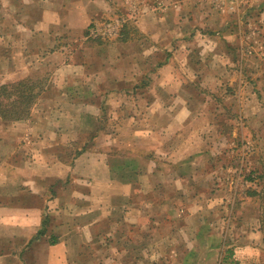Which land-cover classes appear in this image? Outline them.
<instances>
[{"label":"crops","instance_id":"obj_1","mask_svg":"<svg viewBox=\"0 0 264 264\" xmlns=\"http://www.w3.org/2000/svg\"><path fill=\"white\" fill-rule=\"evenodd\" d=\"M49 1L51 7L43 8L38 0H7L10 9L3 8L0 2V9L6 11L0 14V86L23 78L14 60L4 65L8 57H15L20 51L32 58L61 60L59 64L44 67L42 75L46 76L39 86L42 93L27 119L12 123L0 120V264H145V258L131 254L133 250L148 248L142 238L148 236L147 231L153 225L148 223L146 227L142 223L165 214L180 220L183 214L190 215L188 201H193L196 195L186 193L190 181L195 184L197 157L207 163L212 157L227 152L226 136L220 133L213 136L209 130L200 132L201 141L190 143L195 133L196 123H193L207 120V113L196 112L197 101L188 87L184 90V85L192 80L180 75L181 70H177L172 56L184 53L183 56L191 57L190 51L178 42L197 39L201 44L197 49L208 60L212 56L211 39H218V34L194 26L189 32L186 25L190 17L173 15L178 11L179 2L138 0L141 4L135 16L126 12L117 23L120 27L125 21L132 22L137 30L133 39L114 40L118 29L108 36L99 34L108 40L97 42L91 39L96 36L92 30L105 16H119L116 11L122 7L125 11L122 0H116L117 3ZM240 2L237 10L241 8L238 13L243 16L254 17L262 7L259 2ZM149 11L154 12L151 18L147 15L152 14ZM208 20L203 18L204 22ZM166 23L174 25L175 32L169 33L170 27L164 30L162 26ZM22 29L27 33H19ZM166 39L170 42L169 48L163 44ZM21 40L23 46L16 44ZM130 44L137 45L142 59L156 56V63L150 68L135 66L129 61L126 66L117 64L123 56H130L128 48L121 45ZM237 53L238 49L230 54L224 52L222 58L233 60ZM113 56L114 62L104 64ZM201 61H197L196 70H191L192 77L197 75L196 79L202 80L210 76L209 81L217 83L209 82L208 87L219 88L222 77L202 69ZM30 69L27 66V79L38 72ZM222 83L225 89L232 87L231 83ZM244 83L240 80L234 89ZM252 83L255 88V82ZM237 98L239 101L234 97V102L241 103L243 97ZM250 99L253 101L254 96ZM250 99L246 98L243 103L249 104ZM67 106L72 107L77 121L70 128L67 123L73 117L67 116ZM138 107L140 112H136ZM239 111L243 114L244 110L241 107ZM106 121L113 123L108 130L104 128ZM14 126L29 129L30 144L19 140L22 134ZM67 135L76 136L82 143L71 159L61 155L67 158ZM217 141L223 147L214 154ZM8 148L11 152L4 156ZM164 153L177 160L170 164ZM40 159L43 160L40 162ZM217 167L206 173H214ZM169 189L173 193H168ZM148 200L155 205L171 202L172 209L164 214L154 211L155 215L148 218L147 210L142 209ZM177 227L173 228L171 237L181 238L180 234H186L180 244L187 249L186 256L181 258L182 264H204L206 258L211 261L212 255L217 256L215 250L228 249V242H215L199 254L192 230L181 229L182 222ZM262 230L258 224L252 232L264 240ZM202 232H197L196 237ZM233 253L234 250L226 261L237 264ZM249 253L239 259L246 264H264L260 258L252 257L253 251Z\"/></svg>","mask_w":264,"mask_h":264},{"label":"rangeland","instance_id":"obj_2","mask_svg":"<svg viewBox=\"0 0 264 264\" xmlns=\"http://www.w3.org/2000/svg\"><path fill=\"white\" fill-rule=\"evenodd\" d=\"M38 1L43 5V8L45 6L51 7L49 0ZM111 1L116 2V0H110V2ZM137 1L138 0H122V2L126 5L125 9L127 11H124V7H122V9L120 8L116 11L120 13L118 14L119 16H116L115 18L113 17L114 15L110 16L111 18L105 16L104 19L101 20L102 22L96 25L94 31L98 32L100 35L105 34L107 36L109 34L116 33L119 29L117 23L119 24V20L127 15L126 12H130L131 15L135 16V10L141 4ZM163 1L169 2L170 0ZM174 1L179 2V12L176 10L177 12L175 11L173 15L177 16L179 14L178 17H190L191 19L190 23L186 25L189 32L194 26L196 29H207L209 32H217L218 34L216 35L218 39H211L213 46L211 51L212 53H210L212 56L208 60L207 58L205 59L204 54L201 55L197 49L201 48V44L200 42L197 43V39L188 40L186 42H178L183 44V48L190 51L189 53L191 57L183 56L184 53H181L180 56H178V54H175V56L172 54L174 63L178 66L177 70H181L180 75L185 79L189 77L192 80L189 81L187 86L184 85V90L188 87V90L192 94V98H195L197 101V105H195V108H197L196 112L207 113V120L202 119L201 121L198 120L193 123V125L196 123L194 128L195 133L191 135L190 143L194 144V142L201 141L198 139V137H200V132L204 134L209 130L213 136H218L219 133L223 131L227 138L228 147L227 152H222V155H219V153V156L216 155L215 157H212L211 161L207 163L202 158L197 157L196 161H198L197 165L199 166H197L198 169H196V175L194 176L195 179L193 182L195 184H191L190 181V184L187 186L188 193H186L187 195H191V193L194 192L196 195V198H194L193 201H188V205H190L188 210L190 215L183 214L184 220H180V218L170 219L172 217L169 214H165L163 217L159 216V219L154 220L153 218V223L151 221L142 223V225L146 227L148 226V223L149 226L153 225L150 226L147 231L148 236L146 238H142L143 241L148 243V248L144 250L138 249L137 252L133 250L131 253L132 257L145 258V261L142 260L145 264H182L181 258L186 256L187 249L184 250L183 244H180L182 243L181 240L186 239V234H180L181 238H177L175 235L171 237L173 228H178L177 226L182 222L184 227L181 229L186 228L192 230V236L195 239L194 241L196 245H198L195 247V250L199 252V254L208 250L211 243L213 244L216 242L218 244V242H228V248H231V251L234 250L233 258L236 260L237 264H246L239 258L240 256H249L250 251H253L254 253L252 257L254 256V258H260L261 261H264V240L262 238L260 239V237H256L257 233L252 232V229L255 228L256 225L260 224L263 229L261 236H264V0ZM240 1L248 4H250L251 1L259 2V5H262V7L258 10L254 17L250 16V14L248 16H243L240 13L239 15L238 12L242 11V9L238 7L239 10H237V4H241ZM0 2L3 4V8H9L7 0H0ZM113 10L114 9H111L110 11L112 12ZM2 11L3 10L0 9L1 15ZM36 11L39 12V10ZM149 12H152V14H147L151 18L154 12ZM111 14L112 13H110V15ZM242 17H244V19ZM203 18H208L209 20L204 22ZM252 18H255L256 21L253 19V22H251ZM173 26L174 25L172 24L168 25L166 23L165 26H162V28L165 30L170 27L169 33H172L175 32ZM19 33L25 34L27 32H23L22 29ZM220 34L223 35L220 36ZM22 41L23 40L16 42V44L23 46ZM95 41L99 42L102 40L99 39ZM169 43L170 42L167 39L163 41V44L166 45L167 48H169ZM121 46L128 48L127 51L130 53V56H123L119 61H117V64L121 66H126V64H128L126 62L129 61V63L135 66L141 65L145 68H150L156 63V56L150 59H142L140 56V49L136 44ZM15 48L20 50V47L18 46ZM237 49V62L234 61V56L233 60L230 59L232 57H229L226 60L222 58L224 52L226 54H230L232 50H235L236 52ZM172 51H174V48ZM21 53L22 52L20 51L15 57H8V62H4V65H10L14 60L18 70L20 71L21 77L24 79L29 76L26 75L29 70H27V66L31 67V71H40V73L37 72L38 74L32 73L33 75L30 77V80L36 82L39 86L43 81V78L46 76V74L42 75L45 70L44 67H49L52 63L55 65L61 62V60L56 57L43 59L38 56H34L32 58L30 56H25L24 54L22 55ZM240 56L243 57L240 58ZM108 60L106 59L104 64H106V62H114L115 58L113 56ZM200 60H202L200 62L202 69L209 70L216 77H222L219 79V81H221L219 88H215V86L208 87L209 82L217 83L215 80L216 77L213 79L215 81H209L211 79L210 76H207L202 80L196 79L198 78L197 75L196 77H192L193 73L191 70H196V67L199 66L197 61ZM47 62L51 63L49 64ZM33 65L35 68H32ZM227 65L229 66L228 68ZM222 80L226 82L227 85L231 83L232 85L229 86L232 87L230 89L222 87ZM240 80H244L246 82L244 83L246 86L243 84V86L236 89V94V90L234 88L239 85ZM252 82H255V88H252ZM170 84L171 83H169V85ZM239 95L240 97H243L241 102L242 106L241 103L237 104L234 102V97L237 101H239L237 98ZM250 96H254L253 101L250 99ZM246 98L251 100H248L250 103L247 105L243 103ZM204 99H207L208 101H205ZM201 100L204 102H201ZM200 102L201 104H199ZM41 107L43 108V105H41ZM51 107L53 108L55 106ZM241 107L244 110L243 114H240L239 111ZM33 108L34 106L31 107V109ZM66 108L68 111L67 116L73 117L72 119L70 118L67 123L68 128H70V126L72 124L74 125L77 121L74 114H72V112L74 113L71 109L72 107L67 106ZM191 108L194 109V106H191ZM46 111L49 112L50 110ZM136 112H140L139 107L136 108ZM209 116L212 118L210 121L214 120V122L209 121ZM80 122L83 123V121H78V123ZM110 124L113 123L106 121L104 128L106 130L110 129ZM241 126L243 129H241ZM14 128H19L22 134L21 138L18 139L26 144H30L32 137H30L31 134L29 129H22L17 126H14ZM40 128H42V126H40ZM216 139L218 140V137ZM217 142V149H215L216 151L213 150V152L215 151L214 154H216V152H221L219 148L222 145L219 144V141ZM66 143L68 144L66 145L67 158L64 157L62 153L61 155L65 159H71L77 152H79L78 148L82 145V143L76 136L73 135H67ZM194 150L195 148L193 151ZM9 152H11V149L8 148V150L4 152V156L9 155ZM164 154L165 157H168L166 159L169 160L167 162L170 164L177 160L175 156H171L166 153ZM215 158H218L219 160ZM42 160L43 159H40V162ZM215 165H217V168L220 170L216 169L213 170L214 173H206L209 169H213ZM252 169H255V174L261 173V178H257V180L252 183L257 192L255 195L248 194L250 192H247V186H249L251 182L244 178L249 171H252ZM11 175L12 174L5 176ZM167 192L173 193V189H169ZM158 195L160 196V194ZM170 203L171 202H166L164 204L157 203L155 205L148 200L143 203L144 206L142 209L145 208L147 210L148 218H152V216L155 215V213H153L154 211H157L158 214L162 212L164 214V212L172 209ZM181 203L182 202H180L178 206H180ZM107 208L108 207L105 209ZM119 210H121V207ZM157 223L159 225L156 229L155 225H157ZM205 226H207V229ZM200 228L202 229L199 230ZM156 231L157 233H155ZM197 232L202 233L200 236L196 237ZM156 236L158 237L155 240ZM132 239L134 240V237H132ZM187 241H189V239ZM187 241H183V243H186ZM251 245H253V248H250ZM224 250L225 249L215 250V252H217V256L212 255L211 261L206 258L205 262L208 264H217V260H219V257L221 258L223 256L222 254ZM225 262L226 264L232 263L228 260Z\"/></svg>","mask_w":264,"mask_h":264},{"label":"trees","instance_id":"obj_3","mask_svg":"<svg viewBox=\"0 0 264 264\" xmlns=\"http://www.w3.org/2000/svg\"><path fill=\"white\" fill-rule=\"evenodd\" d=\"M92 26V23L87 27V31ZM135 25L132 22L125 21L123 22L118 30L117 36L114 37V40L126 41L127 39H133L134 35H136L137 30L135 29ZM93 40H108L107 37H102L99 35L92 36ZM234 61L237 62L238 58L234 56ZM42 93V89L39 85L31 81L30 79L19 78L13 82L5 83L0 86V120L5 123H12L15 121H21L28 118L30 109ZM222 135L225 133L221 131ZM219 160L218 158H215ZM257 171V170H256ZM246 180L251 182L249 186H247V192L249 195H255L256 190L252 185L253 182L257 180V178H261V173L255 174V169L249 171L248 174L244 177ZM232 254L231 249H225L223 252V256L220 259V264H223L227 258H229Z\"/></svg>","mask_w":264,"mask_h":264},{"label":"built area","instance_id":"obj_4","mask_svg":"<svg viewBox=\"0 0 264 264\" xmlns=\"http://www.w3.org/2000/svg\"><path fill=\"white\" fill-rule=\"evenodd\" d=\"M91 33H92L93 35H97V34H99L98 32L94 31V29L92 30Z\"/></svg>","mask_w":264,"mask_h":264}]
</instances>
